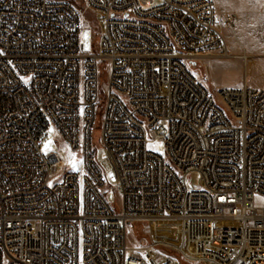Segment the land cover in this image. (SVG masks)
Instances as JSON below:
<instances>
[{"label": "built area", "instance_id": "1", "mask_svg": "<svg viewBox=\"0 0 264 264\" xmlns=\"http://www.w3.org/2000/svg\"><path fill=\"white\" fill-rule=\"evenodd\" d=\"M88 11L102 28L86 50ZM229 56L213 0H0V264H179L126 243L152 217L220 245L216 264L264 251V88L212 91L190 70ZM50 126L80 169L40 151Z\"/></svg>", "mask_w": 264, "mask_h": 264}, {"label": "rangeland", "instance_id": "2", "mask_svg": "<svg viewBox=\"0 0 264 264\" xmlns=\"http://www.w3.org/2000/svg\"><path fill=\"white\" fill-rule=\"evenodd\" d=\"M213 1L230 56L227 58L199 57L190 62V70L201 83L212 91L223 87H239L244 82L249 86L264 85V50H261L253 40V37H256L257 41L264 40V6H260L259 0H252V7H244L243 0ZM227 13H233L236 16L232 26L222 22V18ZM101 17L100 13L92 11L86 12L83 17L84 22L91 27L83 29L81 34L86 50L97 48V34L102 28ZM238 54L247 55V61L233 57ZM150 147L154 151L163 149V145L158 142L151 144ZM39 148L42 153L48 152L50 148L58 152L61 159L58 170L80 169L79 156L72 154L65 144L57 142L53 127H49ZM101 152V149L97 151L98 158ZM99 162L108 180L110 167L103 160ZM189 180L192 186H198L200 183L197 173L192 174ZM108 199L115 204L119 202L112 193H109ZM125 240L127 244L137 242L144 244L154 241L158 243V248L174 257L179 264H216L217 260L220 262L224 260L218 257L217 252L226 253L225 249L215 243L209 246L202 242L184 245L179 221L171 219L152 217L146 220L129 221ZM181 245L189 252L205 254L207 261L190 262L183 259L177 251ZM246 257L247 261L250 259L252 262L249 264H264V251H250L247 252Z\"/></svg>", "mask_w": 264, "mask_h": 264}, {"label": "clouds", "instance_id": "3", "mask_svg": "<svg viewBox=\"0 0 264 264\" xmlns=\"http://www.w3.org/2000/svg\"><path fill=\"white\" fill-rule=\"evenodd\" d=\"M260 6H264V0H259ZM243 6L244 7H252V0H243ZM254 42H256L257 46L264 50V40H258L256 37H253Z\"/></svg>", "mask_w": 264, "mask_h": 264}, {"label": "bare ground", "instance_id": "4", "mask_svg": "<svg viewBox=\"0 0 264 264\" xmlns=\"http://www.w3.org/2000/svg\"><path fill=\"white\" fill-rule=\"evenodd\" d=\"M245 55V54H244ZM233 57H236V58H239V55H235V56H233ZM162 219H166V220H168V219H171V220H177V219H174V218H162ZM178 221V220H177Z\"/></svg>", "mask_w": 264, "mask_h": 264}, {"label": "crops", "instance_id": "5", "mask_svg": "<svg viewBox=\"0 0 264 264\" xmlns=\"http://www.w3.org/2000/svg\"><path fill=\"white\" fill-rule=\"evenodd\" d=\"M253 87H257V88H264V85H254Z\"/></svg>", "mask_w": 264, "mask_h": 264}]
</instances>
